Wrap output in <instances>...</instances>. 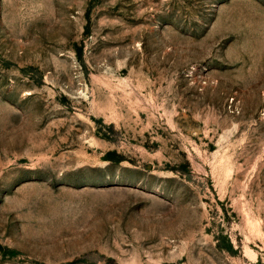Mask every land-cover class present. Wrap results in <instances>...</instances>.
I'll return each instance as SVG.
<instances>
[{"label": "rangeland", "instance_id": "374dc122", "mask_svg": "<svg viewBox=\"0 0 264 264\" xmlns=\"http://www.w3.org/2000/svg\"><path fill=\"white\" fill-rule=\"evenodd\" d=\"M0 264H264V0H0Z\"/></svg>", "mask_w": 264, "mask_h": 264}]
</instances>
